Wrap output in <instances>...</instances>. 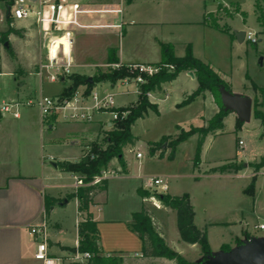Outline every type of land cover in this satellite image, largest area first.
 I'll use <instances>...</instances> for the list:
<instances>
[{"label":"crops","instance_id":"0c3cea01","mask_svg":"<svg viewBox=\"0 0 264 264\" xmlns=\"http://www.w3.org/2000/svg\"><path fill=\"white\" fill-rule=\"evenodd\" d=\"M72 1L79 2L85 10H90L81 13L79 16L80 22L87 26L85 28H73L74 45L72 48V73L85 75L87 77H93L100 66L107 64L109 51L113 48L116 49L119 62L124 64L157 63L162 59L163 47L165 45H171L176 56H183L186 52V46L191 43L186 41L183 42L184 53H179L176 48V43L178 41L174 28L177 25L184 23H197L199 25L209 26L204 22L205 15L208 14L207 3L205 0ZM231 4L237 5L242 11L239 2H232ZM217 10H219V7ZM114 24H120L121 27L109 26ZM24 25H26V27H23ZM29 26L36 25L31 22H25L24 24H21V26L16 27L27 29ZM43 51H45V48L42 49V58L46 54V52L44 53ZM153 58L157 59L153 60ZM203 61L209 63L229 84L233 91L232 84L228 78L229 76L226 73L221 72V70L210 61ZM88 68L93 69L89 70L91 72L88 73ZM37 71L38 70L22 74L23 76L21 75L19 78L21 85L26 84L24 81V76H26V74H38ZM183 72L188 75L190 74L192 78L196 79L193 72ZM179 76L174 81L163 83L160 89L151 91L149 95L150 100L157 103L159 107L158 101L161 99L159 94L165 92L168 97L169 86L172 85ZM59 80L63 83V87L49 96L61 95L64 89L71 85V82L68 79H64V77H61ZM111 85L116 86L118 83ZM41 88L43 87L41 86ZM118 93L125 92L122 90ZM240 94L249 96L252 100L258 97L261 102L260 108L264 110L263 95L259 97V93L255 89L251 90V92L241 91ZM183 95L184 97H187L189 91H185ZM198 97L213 101L215 110L214 114L219 110V107L210 92L207 91ZM136 100L134 101L135 103ZM126 106L127 105L120 107ZM35 111L33 108L24 107L21 110L20 117H9L5 114H1L0 117V129L5 130L4 133L0 134V264H43L41 260H38L35 257L39 238L31 234V226L40 222L42 219L43 212L46 210V196H51L58 200L50 209L49 213L46 211L49 223L47 239L49 253L53 256H64L67 255L69 251H74V249L77 248L80 244L78 224L82 220V215L78 211V199L74 197L76 198L78 214L75 224L76 230L74 244L69 245L68 243H65V220L59 215L57 217L55 212L59 206L62 207L72 200L73 197L68 198V195L75 192L76 178H80V175L62 171L57 164L59 161H78L81 159L87 148L90 147L91 141L103 137L102 142L100 143H104L106 132L113 126L111 119L106 118H101L99 120L93 119L90 122H69L57 119L47 121L43 119L39 108H36ZM229 115H232L234 120L237 121V113L230 112L224 120V128L215 131L214 134L210 133L205 139L202 150L208 139H212V142H214L218 137L226 133V119ZM210 118L211 117L202 116L203 124L207 125V121ZM256 120L259 121L261 125L260 133L261 138L264 140V125L261 124L260 120ZM84 125L85 127H83ZM104 125H106L108 129L104 128ZM244 125L245 123L242 128ZM61 129L65 131V135L58 134V131ZM61 139L66 140L63 148L60 147L61 144L59 141ZM161 152L165 154L164 151H156L154 154H160ZM251 153L252 150L245 151L244 156L241 157L239 152L236 151V153L229 156L223 161V163L212 168H217L229 162L235 160L240 161L247 158L243 163L239 162V164H235L237 166L240 164L243 165L237 172L218 173H226L230 175V177L243 176L249 178L251 182L252 177L255 174L253 167L250 166V163L254 162L253 157H249ZM125 159L127 163L125 171H123L121 166H118L117 164H114V161H111L109 166L114 168V170H112L114 173L107 174L109 182L108 189L107 191H102L95 195L94 204L90 208L93 218L97 221L100 246L107 254L111 253L125 256V259L127 260L126 264H143L147 263V261L156 262L161 259L165 261V264H170L169 259L167 260L166 258L144 257L142 252L143 241L130 227L133 214L136 211H139L143 205H145L151 213L149 204L153 203V199H151L150 196L142 198L139 189L153 190V187L149 184V179L153 176L144 178L140 176V173L133 174L129 161L127 158ZM202 163L203 159L198 168L202 166ZM262 171H264V167L257 172L254 193L252 195H247L245 192L246 187L242 185L239 190L236 191L234 197H232L233 194H231V198L229 196V198L225 200L224 203L227 204H225L224 207L226 209L225 211L234 210V215L236 217L244 218V211L239 210L241 206H238V204L239 200L242 201L243 196L247 195L250 197L248 210L256 212L257 202L263 198V188L260 189L258 183V177ZM67 175L73 177L75 180L74 184L69 185L72 187V191H64L61 189L62 186L64 187L67 185H59L51 182V179L53 178H62ZM164 177L167 178L166 176ZM126 183L127 193L129 194L131 192L129 184L132 183V188L137 193V198H133L131 202L129 201L130 203L119 212L116 209L113 210V208H107L112 192L116 187L118 190L121 189ZM169 193L172 195H178L171 192ZM128 197L129 196H127V198ZM64 199H68V202L64 203ZM193 206L195 209L196 221L197 211L194 204ZM161 207L169 209L173 214L172 208L163 205ZM161 207H158V209H162ZM224 222L234 223L235 221H233L232 218L230 221ZM242 222L243 219L240 223L242 224ZM246 234H249L252 237L255 236L249 231H247ZM244 236L246 235L244 234ZM256 236L264 237V234ZM236 237H239V235ZM223 244H230L231 246L236 247L235 244L230 241L222 243L218 249L212 248V252L214 254L221 252Z\"/></svg>","mask_w":264,"mask_h":264},{"label":"rangeland","instance_id":"374dc122","mask_svg":"<svg viewBox=\"0 0 264 264\" xmlns=\"http://www.w3.org/2000/svg\"><path fill=\"white\" fill-rule=\"evenodd\" d=\"M205 1L208 13L213 12L208 16L211 19L213 17L221 18V16H224L222 19H219V22L223 27L229 29V31H219L197 23L179 24L174 28L178 41L176 43L177 51L181 54L184 53L183 42H190L196 56L210 61L221 72L229 76L228 78L235 94H240L241 91L251 92V90H254V84L264 88V32L254 11L255 0ZM232 2H239L244 14L238 13L234 16H227L226 10L229 13H234L235 11L230 6ZM221 4L227 5L226 8L228 9L217 10ZM7 5L8 0H0V36L8 28L6 22ZM24 23L20 21L16 25L21 26ZM18 29L22 30L23 36L12 34L8 40L0 41V72L2 71L0 73V107L4 103L14 100L26 101L31 97H39L41 94L52 95L63 87V83L60 80L55 82L50 80L47 70H44L42 75L26 74L24 76L26 84L21 85L19 78L22 74L35 72L39 69V64L43 60L42 49L45 47L36 26ZM241 30H252L257 34L258 41L256 43L247 39L239 41L236 31ZM6 42H8V46ZM43 52L45 53L46 51ZM156 59L153 58V60ZM99 68L107 70L108 66L102 65ZM92 69L88 68L87 72H91L89 70ZM68 80L72 83L70 79ZM197 86L198 82L196 79L192 78L190 74L182 72L179 78L169 86L168 97L165 92L160 93L159 97L161 99L158 101L160 113L157 114L151 111L148 115L135 122L132 131L137 140L134 145H129L125 148V158L129 161L133 174L140 173V176L144 178L155 175L166 176L169 184V189L165 191L166 193L171 192L180 195L187 192L190 194L191 201L197 211L195 223L207 229L211 248L218 249L222 243L230 241L237 246V239H240L242 242L247 240V237L244 236L247 231L255 236L264 234V228L259 227L261 223H264V171L258 177L259 188H263V198L257 202L256 212L248 210L250 197L247 195L249 194L243 196L242 201L239 200L238 206H241L239 210L244 211L243 218L236 217L234 210L225 211L224 207L226 203L224 202L229 196L231 198V194L234 197V194H236V191L242 185L247 187L250 183L249 178L243 176L230 177V175L226 174L227 172L220 174L218 173L220 171H215V168L212 167L223 163L236 151L243 157L244 152L248 150H252L249 157H253V163H261L264 158V140L261 138L260 133L261 125L252 114V118L245 122L244 127L242 128L243 125H241L240 129L236 130V123L239 122V118L236 115L237 121H235L233 116L229 115L226 119V133L218 137L214 142H212V139L206 141L204 149L201 152V161L203 159V163L200 168H198L200 164L197 167L195 166L198 143L196 134L189 136L185 141L181 142L178 145L174 158H169L170 148L168 144L171 139L178 137L183 132L189 131L192 126H203L202 116L212 117L214 115V103L210 99L196 97L192 102L182 105V102L186 98L183 95L184 92L189 91V94H191ZM80 89L85 90V86H80ZM122 90H124V86L121 84L112 86L109 82H99L92 92L97 94L99 99H103L108 94H114L115 105L117 107L134 105L138 94L134 92L118 93ZM24 107L33 108L34 111L38 108L36 105L23 106L22 109ZM93 112L94 120L101 118L112 119V114L109 112L102 113L98 109H94ZM5 115L9 117L13 116L10 113ZM104 128L108 129L106 125H104ZM4 132L5 130L0 129V134ZM214 133L215 131L212 132V134ZM58 134L65 135V131L61 129L58 131ZM102 139L103 137L91 141V144L93 142H102ZM165 140L167 141L163 143ZM238 140H243L244 144L239 145ZM65 141V139L59 141L60 147L63 148ZM151 145L156 151H164V156L160 157L159 153L151 154ZM137 152H141L143 157L137 158ZM246 159L235 160L227 164L235 165L239 164V162L243 163ZM112 161L115 162L114 164L120 166L117 159H113ZM111 167L109 166L108 171L114 170ZM254 173H256L255 170ZM51 182L67 185L62 186L61 189L72 191V187L69 185L74 184L75 180L73 177L67 175L62 178H53ZM129 187L131 190L129 194L127 193V183L119 190L116 187L117 190L115 189L110 195L107 208H113V210L116 209L119 212L133 198H137V193L133 190L132 183L129 184ZM147 191L150 192V190ZM153 192L155 190H151V199L155 197ZM127 196L129 197L127 198ZM161 208L158 209L154 203L149 204V209L153 215L152 218L159 230L165 234L169 245L190 261L201 260V246L181 239L177 225L176 210L173 209L172 214L169 209ZM55 214L57 217L59 215L65 220V243L69 245L74 244L75 224L78 215L76 198L73 197L68 204L62 207L59 206ZM232 218L235 221L234 223L224 222L230 221ZM242 219L243 222L241 224L240 221ZM237 235L239 237H236ZM72 252L69 251L68 254ZM118 258L122 261V264H126L127 260L125 256L118 255ZM160 261H147V263L143 264H165L163 259ZM169 263L175 264V261L169 260Z\"/></svg>","mask_w":264,"mask_h":264},{"label":"trees","instance_id":"16d2710c","mask_svg":"<svg viewBox=\"0 0 264 264\" xmlns=\"http://www.w3.org/2000/svg\"><path fill=\"white\" fill-rule=\"evenodd\" d=\"M11 4V0H8V5ZM227 5L219 6V9L226 10ZM234 8L233 12L226 10L227 16H234L238 13L244 14L237 5H230ZM255 12L258 16V21L264 32V0H255ZM211 13L205 15L204 22L220 31H229L226 27H223L218 17H209ZM7 25L8 28L1 33L0 41H6L10 35L16 34L23 36L22 30L16 28L12 24V18L7 13ZM119 62L116 49L109 51V58L107 64ZM156 65H169L172 68H162L158 73L153 75H147V81L141 85L142 93L138 95L136 103L131 106L119 107L116 110H128L129 113L126 117L119 116L118 119L113 121V127L106 132L104 137V143L93 142L90 145V150L87 154H83L78 161H59L58 167L62 171L79 174L82 180V185L78 186L75 192L68 195V198L76 197L78 199V211L82 215V220L78 224V231L80 236L79 249L81 251H89L93 254V257L86 264H122V261L118 258V255L105 253L99 243V232L97 228V221L93 218L90 212L91 206L94 204V197L97 193L107 191L108 178L103 177L100 181L95 182L97 177H102L104 171L108 169L109 164L113 159H117L123 171L126 170L127 163L125 159L124 150L129 145H134L137 137L132 131V127L135 122L148 115L151 111L159 114L158 104L152 102L148 93L160 89L163 83L174 81L181 72L191 71L195 74L198 81V87L195 91L189 94L182 105L192 102L199 95L210 92L219 107V110L207 121V125L192 126L189 131L183 132L178 137L171 139L168 147L170 148L169 158H174L178 145L185 141L189 136L197 134V154L195 159V166L197 167L201 162V152L205 143L206 137L219 129L224 128V120L230 111L224 109V105L221 99L220 87L225 85L229 90L231 87L220 76V74L207 62L199 59L194 55L191 44L186 46V52L183 56H176L171 45L163 47L162 59ZM134 75L131 73L128 65L123 64L120 68L102 70L98 68L93 76V83L87 81V76L80 74H71L64 77V79H70L71 85L64 89L62 94L63 98H70L74 92L85 86V93L90 94L95 85L99 82H109L116 84L120 79ZM254 89L259 93V97L263 95L264 88L254 84ZM261 102L259 98L253 100V115L259 119L261 124L264 125V111L260 108ZM1 117V113H0ZM243 122L239 120L236 123V130H239ZM167 138V137H166ZM169 138V137H168ZM167 140L163 141L165 143ZM153 145V144H152ZM150 146V153L154 154L156 149ZM164 153H160V157H163ZM240 165L224 164L215 168V171L220 172H237L242 168ZM254 168L255 174L252 177L250 184L246 187L245 192L252 195L255 190L257 172L264 167V158L261 163L250 164ZM139 193L142 198L151 196V191L139 189ZM154 196L165 207L172 208L177 212V225L180 233V237L183 241L192 244H199L201 246L202 259L199 261H190L184 257L179 251L173 249L167 242L163 232H161L158 226L155 224L151 213L148 208L143 205L139 211H136L131 220L130 227L135 231L143 241V256L151 258H166L174 260L175 264H205L204 260L210 254H212V248L208 239V232L206 228H200L195 223V209L191 202L190 194L183 193L181 195H172L170 193H156ZM57 199L51 196L45 197V208L47 213L57 203ZM247 238L252 237L249 234H245ZM237 244H241L240 239L236 240ZM230 244H223L222 250H231ZM75 250V249H74Z\"/></svg>","mask_w":264,"mask_h":264},{"label":"built area","instance_id":"2783aa9c","mask_svg":"<svg viewBox=\"0 0 264 264\" xmlns=\"http://www.w3.org/2000/svg\"><path fill=\"white\" fill-rule=\"evenodd\" d=\"M8 11L12 18V24L16 27L17 22H31L35 24L41 34L46 54L39 64L38 74L42 75L47 70L50 80L57 81L61 77H66L72 73L73 59L72 48L74 45V27H86L80 22L81 13L90 11L85 10L79 2L72 0H11L8 5ZM118 26L121 25H109ZM23 27H26L24 25ZM257 34L252 30L246 31L245 39L256 43L258 41ZM124 63L116 62L106 64L108 68H120ZM131 73L134 75L126 76L117 83L124 86V92H134L141 94V85L147 79V75L158 73L162 68L172 66L156 65L152 63H130L126 64ZM150 95V92L148 93ZM36 105L41 111L44 120H62L69 122H90L93 120V110L98 109L102 113L109 112L112 114L111 121L118 119L119 116L126 117L128 110L118 111L115 105L114 94H108L103 99H99L97 94H86L84 90L78 88L70 98H63L60 95L49 96L40 95L39 97H31L26 101L14 100L4 103L0 107L1 114L10 113L14 117L21 116L23 106ZM240 145L244 144L243 140L239 141ZM90 147L84 154H87ZM137 158H142L141 152L136 153ZM113 171H104L102 177H97L95 182L101 178L107 177V174H113ZM82 180L76 178V188L82 185ZM149 184L156 193H166L169 189L167 178L164 176H153L149 179ZM164 191H160V190ZM153 203L157 207H161V202L156 197ZM264 228V224L259 225ZM48 228L49 223L46 210L43 212L40 222L31 226V234L38 237L37 250L35 257L41 260L43 264H86L93 254L89 251H81L79 245L71 253L64 256H53L49 253L48 246Z\"/></svg>","mask_w":264,"mask_h":264},{"label":"water","instance_id":"95a60500","mask_svg":"<svg viewBox=\"0 0 264 264\" xmlns=\"http://www.w3.org/2000/svg\"><path fill=\"white\" fill-rule=\"evenodd\" d=\"M10 14V11H8ZM246 31H236L239 41L245 40ZM8 46V42H6ZM87 81L93 83V77L89 76ZM221 99L224 109L236 112L241 122L245 123L252 117L253 100L246 95L235 94L225 85L220 87ZM68 199H64L67 203ZM205 264H264V237H249L241 244L231 250H222L217 254H210L204 260Z\"/></svg>","mask_w":264,"mask_h":264}]
</instances>
